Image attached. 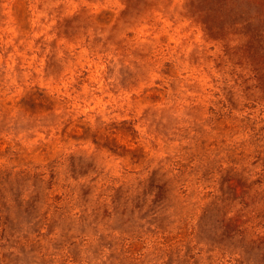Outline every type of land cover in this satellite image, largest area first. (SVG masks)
<instances>
[{
	"label": "rangeland",
	"instance_id": "rangeland-1",
	"mask_svg": "<svg viewBox=\"0 0 264 264\" xmlns=\"http://www.w3.org/2000/svg\"><path fill=\"white\" fill-rule=\"evenodd\" d=\"M0 264H264V0H0Z\"/></svg>",
	"mask_w": 264,
	"mask_h": 264
}]
</instances>
